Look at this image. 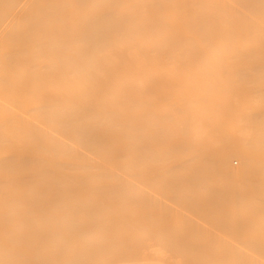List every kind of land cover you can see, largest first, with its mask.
<instances>
[{"label": "bare ground", "instance_id": "6f19581e", "mask_svg": "<svg viewBox=\"0 0 264 264\" xmlns=\"http://www.w3.org/2000/svg\"><path fill=\"white\" fill-rule=\"evenodd\" d=\"M153 191L185 263L264 264V0H0V264H110Z\"/></svg>", "mask_w": 264, "mask_h": 264}, {"label": "rangeland", "instance_id": "374dc122", "mask_svg": "<svg viewBox=\"0 0 264 264\" xmlns=\"http://www.w3.org/2000/svg\"><path fill=\"white\" fill-rule=\"evenodd\" d=\"M232 162H233L232 164H233L234 166H236V167L239 166V162H237L236 160H233ZM142 179H143V178H142ZM143 181H144V180H141V188H142V186H143V185H142V182H143ZM148 181H149V179H148ZM145 183H147V182H145ZM143 184H144V182H143ZM144 185H145V184H144ZM144 188H146V187H143L142 189H144ZM149 189H150V188H149ZM149 189H148V190H149ZM144 190H145V189H144ZM151 191H152V189H151ZM158 191L161 192V190H158ZM171 191H172V190H171ZM141 192H142V190H141ZM141 192H140V193H141ZM145 192H147V191L145 190ZM148 192H150V191H148ZM154 192H155V193H158V192H156V191H153L152 194H153ZM163 192H164V191H163ZM167 192H168V193H171V192H169V191H167ZM177 192H178V191H177ZM177 192H176V193H177ZM140 193H139V194H140ZM143 193H144V191H143ZM165 193H166V192H165ZM165 193H162V194H165ZM173 193H174V190H173ZM177 194H178V193H177ZM177 194H175V195H177ZM153 195H155V194H153ZM166 195H168V194H166ZM175 195H174V196H175ZM148 196L150 197V196H152V195H151V194L148 195V193H145V194H141V195H140V198H143V197H144L145 199H142V200H141V201H143V203H141V201H140V203H141L142 205H141V206H140V205L138 206L139 208H137V214H136V215H137V216H139V215H140V216L144 215L143 217L145 218L146 213L149 214L148 216L146 215V218H145L146 221L143 222V221H142L143 218H142V219H138V220H141V223H142L141 225L145 227V225H143V223H145V222L148 223V222H147V218H148V221H149V219H150L152 224H150V222H149L148 225H146V227H147L148 230H150V231H148L149 233H147V228H146V227H145L146 230H145V229L143 230V229H142L143 227H142L141 225H139V227H142V228L140 229L139 227H137V225L134 224L132 227L135 226V227H134L135 229H132V230L136 231V228H137V229L139 228L138 230H139V231L142 230V232H144V233H141V232H140V233H141V234H140V233L137 232L139 235H138V234L136 235V233H135L134 236H133V234H130V233H132V232H130L131 226L129 225L130 228H128V227L125 226V229H126V228L129 229V231H127V229L125 230V232H126L125 234H127V235H125V237H123V239H119V238H122L121 236H119V237H116V236H115V237L113 238V241H116L115 238H117V240L119 239L120 242H121V240H122V241L124 240V241H123L124 245H123V243H122L123 247L121 246V247H122V252L125 253V254L129 253V254H130V257L133 256V253H134V252H135L136 254L138 253V256H141V257H137V260L140 259V260H139V263H137L136 260L134 261L136 264H154L155 262L153 263V260H152V259H154V257H152V256H155V255H153V254H155L156 252H157L156 254H158L159 258L162 257V253H163V255H164L163 257H165V255H166V257H165L166 260L163 259V261H164L166 264H167V263L169 264V262H170L171 259L173 260V258H176V257H175L176 255H178V257H177L176 259H174V260H177V263H176V261H175L174 264H180L179 262H181V259L183 260L185 257L188 258V256H187L185 250L187 251V253H188V251L190 250L191 254L193 253L192 251L195 252V250H196L197 252H195V254H196V253H197V254H200V252H201V253L203 252L204 255H205V254H206V252H205V250H206V246L204 247V245H206V244L201 245V243H204V242H201V240H200V238H199L200 232H201V231H204V230L202 229L201 231H199V229H197L198 227H196L197 230H196V229L193 230L194 228L191 229L192 231L189 230V229H187V228H185L186 226H188L189 219H188V222H186V223H185V221H183V222L180 221V220H184V218H183L184 215H183L182 217H180V218H182V219H180V220H179V217H177V218H178L177 220L175 219L176 216H178V214H180L179 216H181V215H182L181 212H183V211L186 210V209H187V210L189 209V208H186V209H185V208H184V209L181 208L182 210H181V211L179 210L181 206L184 207L183 205H185V204H184L185 201L182 202L183 204H182L181 206H179L177 203L175 204L174 202H172V200L170 201L168 198L166 199L165 196L163 197V195H162V197H161V194L158 193V195H155V196H158V198H159V196H160L161 198H163V199L165 198L164 200H162V199L160 200V199H159L160 201L163 202V204H165V202H167L166 204L168 205V203L170 204V203L172 202V203H173V206H174V207L176 206V207L174 208V210H172V211L170 210V208L172 209L173 207H170V208H169V206H167V207L164 206V209L162 210L163 213H162L161 210H160L161 208H163V205H162V207H160L162 203H158V202H159L158 199H157L158 201H157V200H152V199H150V198L147 199ZM155 196H153V197H151V198H154ZM174 196H172L171 199H173ZM176 197H177V196H176ZM179 197H180V195H179ZM156 198H157V197H156ZM169 198H170V195H169ZM146 199L149 200V202H147ZM174 199H176V198H174ZM177 199H178V198H177ZM183 199H185L184 196H183L182 200H183ZM150 200H151L152 202H150ZM165 200H166V201H165ZM144 201H145L146 204L144 203ZM168 201H170V202H168ZM177 201H178V200H177ZM177 201H176V202H177ZM179 201H181V199H180ZM154 202H155V203H154ZM157 203H158V204H157ZM172 203H171V205H172ZM143 204H145V206H146L147 204H149V205L147 206V207H149V209H147V207H146V209H145V207H142V206H144ZM151 204H153V205L155 204V206L152 207V209H151V207H150V206H152ZM166 204H165V205H166ZM174 204H175V205H174ZM158 205H160V206H158ZM171 205H170V206H171ZM177 205L179 206V207H178L179 209L177 208ZM157 206H158V207H157ZM188 207H189V206H188ZM154 208H156V209L154 210ZM157 208H158V209H157ZM138 209H139V210H138ZM140 209H141V210H140ZM177 209H178L179 212L177 211ZM147 210H149V212H151V211H153V212H154V211L159 212V211H160L159 216H156L158 213H157V214H154L153 216H155L156 218H158V217H161V216H160L161 214H163V215L165 216V218H160V219H163V220L165 219V221L160 220L159 223L154 222V219H156V218L151 217L153 213L151 214V213H149V212H146ZM189 210H190V209H189ZM192 211H193V210H192ZM192 211H191V213H193ZM196 211H197V210H196ZM188 212H190V211H188ZM188 212H185V211H184L183 213H185V215H188ZM128 213H129V214H128ZM128 213H127V214L130 215V212H128ZM139 213H140V214H139ZM175 213H176V214H175ZM195 213H197V212H195ZM198 214H200V213H198ZM193 215H194V214H193ZM193 215H191V216H193ZM195 215H197V214H195ZM188 216H189V215H188ZM149 217L153 218V221H152V219L149 218ZM185 217H186V216H185ZM197 217L199 218V215H198ZM173 218H174V219H173ZM191 218H192V217H191ZM193 218H194V217H193ZM195 218H196V217H195ZM145 219H143V220H145ZM156 220H159V219H156ZM156 220H155V221H156ZM196 220H198V219H196ZM196 220H194V221H196ZM161 221H162V224H161ZM198 221H199V220H198ZM200 221H202V220H200ZM134 223H137V224H138V223H140V222L138 221V222H134ZM166 223L168 224V226L171 224V228H170V229H172V227H173L172 225H175L176 227L173 228L174 231H173V230H170L169 228H167V226H166L167 224H166ZM176 223H177V224H176ZM183 223H184V224H183ZM192 223H194V222H192ZM192 223H191V224H192ZM199 223H200V222H199ZM201 223H202V222H201ZM130 224H131V222H130ZM132 224H133V222H132ZM155 224H156V225H155ZM165 224H166V225H165ZM181 224H182V226L184 225L185 227H183V228L180 227ZM191 224H189L191 227H192V226H193V227L197 226V225L194 226L193 224H192V225H191ZM195 224H197V222H196ZM154 225H155V226H154ZM127 226H128V225H127ZM148 226H149L152 230H151ZM162 226H163V227H162ZM123 227H124V226H123ZM155 227H156V229H157L156 232L153 230ZM159 227H162V228H159ZM120 228H121V227H120ZM165 228H166L167 230H166ZM184 228H185V229H184ZM159 229H162V232H163V233H160L161 231L159 232ZM163 229H164V231H163ZM178 229H179V230H178ZM183 229L185 230L184 232H183ZM186 229H187V230H186ZM110 230H112V229H110ZM119 230H120V229H119ZM123 230H124V228H123ZM132 230H131V231H132ZM169 230H170V231H173V233H171V235L174 234V232H177V230H178V233H179V231H181V234H180V233L178 234V237L182 235L181 237H179V239L182 238L183 236L186 237V238L183 237V238L181 239L182 241H181V240H180V241H181V244H182L183 246L187 247L188 249H185V247L181 246V244L179 245V244L176 243V242L179 241V240H178V241H175V240H177V236H176V238H175V240H174V237H175V235H176L177 233H175V235H172L173 239H172L171 241H174L175 243H173V244L175 245V247H176V245H178V246H177L178 248H177V249H176L175 247L172 248V246H173L172 242H171V248H170L171 250L173 249L175 253H177L176 250H177L178 252H180V254L185 252V253L183 254V255H185L184 258H182L183 255H180V256H179V253L175 254L174 252H172L173 250L171 251V250L169 249V247H168V249H169L170 251H169L168 249H167V250H164V247H163V246H160V245H159V246H160V247H159V246L157 245V243L155 242V241L157 240V241H158V244H160L162 238H163V240H165L164 238H166V236H169V237H170V234H168V233H170ZM121 231H122V230H121ZM145 231H146V232H145ZM153 231L156 233L155 235L152 234ZM194 231H196V233L199 231V233H197V236H195V238L192 237V240L194 239L193 242L196 241L195 243H198L197 245H196L195 243L192 244L193 242L191 241V238H190L191 236L196 235ZM154 232H153V233H154ZM164 232H165V233L168 232V233H167L168 235H165ZM110 233H111V234H110ZM120 233L122 234V232H120ZM145 233H146L147 235H145ZM184 233H185V234H188V235H189V233H190V236L187 237L186 235H183ZM192 233H193V235H192ZM204 233H205V231L203 232V235H204ZM104 234H105V235H104ZM104 234H103V235L105 236L104 238H107V236H108V237H111V236H112V232L109 231V228H108V229H104ZM121 234H118V235H121ZM142 234L145 236V237L143 236L144 241H143V240H142V241H143L144 243L147 241V243H145L146 246H145L144 244H142L143 242L141 241V239H143V238L140 237L141 239H139V236H142ZM198 234H199V235H198ZM123 235H124V234H123ZM123 235H122V236H123ZM162 235H163V237H161ZM164 235H165V237H164ZM201 235H202V234H201ZM131 236H132V237H131ZM137 236H138V237H137ZM152 236H155V237H152ZM157 236H160L159 238H161V240L158 239ZM126 237H127L128 240L126 239ZM129 237H130V239H129ZM135 237H136L137 239H135ZM169 237H167V238H169ZM197 237H198L199 240H200L199 242H198V240H196ZM200 237H201V236H200ZM202 237H204V241H205V243H206V240H205L206 237H205V236H202ZM145 238H146V239H145ZM152 238H154V239L156 238V240H153ZM170 238H171V237H170ZM187 238H188V239H187ZM109 239H110V238H109ZM109 239H108V238H107V239H104L103 244H104V245L108 244V242L110 241ZM133 239H134V241H133ZM138 239H139L140 241H136V240H138ZM151 239H152V241H153L154 243L151 241ZM184 239H186L185 241H188V242L185 243ZM189 239H190V240H189ZM201 239H202V241H203V238H201ZM206 239H207V238H206ZM126 240H127V241H126ZM129 240H130V241H129ZM189 241L192 242V243H190ZM120 242H119V244H121ZM139 242H141V243L139 244ZM159 242H160V243H159ZM165 242H167V240H165ZM165 242L163 243V241H162V243L165 245V248H166V245L170 246V245H169V244H170L169 241H168L169 244H168V243L165 244ZM183 242H184V243H183ZM200 242H201V243H200ZM112 243H115V242H112V241H111V244H112ZM126 243H128V245L130 244L129 247H128V245H127ZM134 243H135V245H134ZM155 243H156V245H157L158 247L155 245ZM179 243H180V242H179ZM109 244H110V243H109ZM116 244H118L117 241H116ZM131 244H133V245H131ZM186 244H187V246H186ZM188 244H189V246H188ZM113 245H114V244H113ZM125 245H126V246H125ZM137 245H139V246H137ZM153 245H155V246H154V251H152V250H153V249H152ZM193 245H194V246H193ZM116 246H117V245H116ZM118 246H119V245H118ZM149 246H151V248H150ZM179 246H180L181 248L183 247L182 250H183L184 252L181 251V249L179 248ZM191 246H192V247H191ZM195 246H196V248H195ZM104 247H105V246H104ZM104 247H103V248L101 247L102 249H104V250H102L103 252L101 251V248H99V250H100L99 252H98V249H97V252L94 251V252H96L95 254H94V252H93L94 256H95L97 253H100L101 256H104V255L101 254V253H105V251H106L107 253H108V252H109V253L111 252V250L109 249V248L112 247L111 245H109V247H108V246H106L105 248H104ZM121 247L119 246L120 250H121ZM125 247H128L129 249L127 248V249H128V250H127ZM144 247L146 248V250H147L148 252L145 250ZM155 247H157L158 251H156L157 249L155 250ZM161 247H162V248H161ZM197 247H198V248H197ZM106 248H108L109 251H107L108 249H106ZM112 248H113V247H112ZM112 248H111V249H112ZM115 248H116V247H115ZM119 248H117V249L119 250ZM141 248H142L143 250H142ZM160 248H161V249H160ZM190 248H192V249H190ZM113 249H114V248H113ZM123 249H124V250H123ZM148 249H149V250H148ZM151 249H152V250H151ZM193 249H195V250H193ZM114 250H115V249H114ZM114 250H112L111 255H113L112 257H114V256L117 255L116 258H111V257H109V256H111V255H109V254H107V253H105V254H107V255H109V256H107V257H106V256L102 257V258H105V257L108 258V257H109L108 260H107V262H109V260H110V262H111L110 264H113L112 259H113V261L115 262V261L119 258L118 256H120V255L123 256V257L120 256V257L122 258V260H123V258H124V260H126L125 257L127 258L128 255H129V254H128V255L125 256V254H123V253H121V252H119V255H118V254H115V255H114V253H113ZM120 250H119V251H120ZM144 250H145V251H144ZM159 250H163V251L160 252ZM137 251H138V252H137ZM142 251L146 252L147 254L149 253L150 255H149V254H148V255L150 256V258L147 259V257H149V256H148V255L145 256L146 254H145L144 252L142 253ZM166 251H167V252H166ZM168 251H169V253H168ZM199 251H200V252H199ZM130 252L132 253V255H131ZM159 252H160L161 254H160ZM170 252H171V254H170ZM115 253H118V251H116ZM120 253H121V254H120ZM152 253H153V254H152ZM167 253H168V254H167ZM173 253L175 254L174 256H173ZM136 254H134V256H136ZM151 254H152V256H151ZM188 254H190V253H188ZM191 254H190L191 257L189 256L188 262H191L190 259H192V257L195 258V256H194L195 254H194L193 256H192ZM167 255H168V256H167ZM169 255L172 256V258H171ZM124 256H125V257H124ZM134 256H133V258H132V257H131V258H132V259H136V258H134ZM142 256H143V257H142ZM196 256H197V255H196ZM201 256H203V254H202ZM167 257H168V258H167ZM198 257H199V256H198ZM106 258H105V259H106ZM110 258H111V259H110ZM143 258H144V259H143ZM156 258H157V255H156ZM169 258H170V259H169ZM186 258H185V259H186ZM119 259H120V258H119ZM150 259H151V260H150ZM96 260H97V259H96ZM100 260H101V262H102V260H103V262H102V264H103V263H104V259H100ZM122 260H121V261H122ZM128 260H130V259L128 258ZM143 260H144V261H143ZM147 260H150V261L148 262ZM178 260H180V261L178 262ZM98 261H99V260H97V262H98ZM121 261H119V262H120L119 264H123ZM132 261H133V260H132ZM183 261H184V260H183ZM183 261L181 262L182 264H187V262L185 263V261H184V262H183ZM186 261H187V260H186ZM117 262H118V261H116V263H117ZM123 262H124V264H130L129 261H123ZM151 262H152V263H151ZM172 262H174V261H172ZM172 262H171V263H172ZM93 263H94V262H93ZM116 263H114V264H116ZM171 263H170V264H171ZM94 264H95V263H94ZM107 264H108V263H107ZM163 264H164V263H163ZM172 264H173V263H172ZM189 264H191V263H189Z\"/></svg>", "mask_w": 264, "mask_h": 264}]
</instances>
